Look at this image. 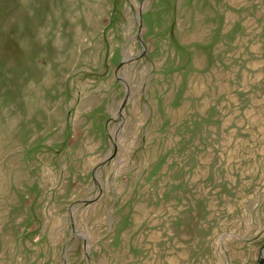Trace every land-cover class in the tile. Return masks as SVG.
<instances>
[{"label": "rangeland", "instance_id": "rangeland-1", "mask_svg": "<svg viewBox=\"0 0 264 264\" xmlns=\"http://www.w3.org/2000/svg\"><path fill=\"white\" fill-rule=\"evenodd\" d=\"M262 256L264 0H0V264Z\"/></svg>", "mask_w": 264, "mask_h": 264}, {"label": "water", "instance_id": "water-1", "mask_svg": "<svg viewBox=\"0 0 264 264\" xmlns=\"http://www.w3.org/2000/svg\"><path fill=\"white\" fill-rule=\"evenodd\" d=\"M264 263V256L259 260L258 264H263Z\"/></svg>", "mask_w": 264, "mask_h": 264}]
</instances>
